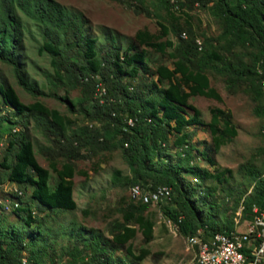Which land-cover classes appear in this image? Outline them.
I'll list each match as a JSON object with an SVG mask.
<instances>
[{
	"label": "trees",
	"instance_id": "1",
	"mask_svg": "<svg viewBox=\"0 0 264 264\" xmlns=\"http://www.w3.org/2000/svg\"><path fill=\"white\" fill-rule=\"evenodd\" d=\"M115 1L146 3L140 10L159 17L158 33L139 29L134 36H126L102 25L103 35L99 37L92 33L90 21L82 11L59 0H0V62L11 67L17 83L33 95L60 98L72 111L81 103L87 116L102 122L101 128L75 126L70 117L40 100L24 102L0 67V141L7 139L1 161L0 187L10 181L21 191L13 192L15 202L11 212L23 223L21 229L15 224L5 227L0 217V264H46L42 259L46 252L36 242L43 222L37 215L39 210L32 204L53 213L77 208L73 178L77 172L76 161L85 158L84 150L92 156L101 150L121 148L131 175L122 177V172L116 171L115 179L124 178L131 186L141 185L146 189H154L159 184L171 186L172 205L166 206L164 213L180 225L181 233L197 240L202 233L214 238L221 233L243 234L232 221L223 220L211 211L217 204L210 197L211 190L198 189V183L187 179L189 173L202 182L222 181L225 169L213 172L195 161L203 156L211 164L215 163L206 149L194 142L195 132L188 127L198 124L209 129L213 147L219 151L238 135L233 112L213 106L211 120L206 121L202 110L190 103L189 98L203 95L223 101L221 93L211 85L210 75L216 72L231 76L229 86L238 79L249 81L255 99L262 96L264 0ZM151 4L165 9V16L153 12ZM197 6L206 7L223 18L228 32L254 33V38L262 45V61L258 66L229 64L225 55L213 45L216 38L205 37L201 42L191 15L187 13L184 24L173 10L174 7L193 10ZM32 51L50 58L52 71H45L49 83L62 85L69 91L82 88L77 102L69 93L47 92L31 75L30 68L38 67ZM103 83L108 91L106 101L96 94V84ZM130 116L137 118L133 126L126 122ZM30 118L38 124L45 121L49 132L56 135L52 145L42 148L56 177L37 158L28 129ZM59 158L64 160L61 167ZM24 190H31V202L23 201ZM196 190L200 192L198 196ZM249 199L242 212L249 211L254 220L264 209V192ZM151 204L134 200L128 203L123 209V220L111 226L112 241L124 245L141 230L144 242L149 243L154 238L155 226L147 215ZM5 207L0 204V209ZM82 229L92 233L98 230ZM30 230L33 235L26 239L25 234ZM199 231L200 234L193 233ZM92 237L95 238L84 239L90 252L82 255L83 249L78 245L68 251L73 256V264H112L107 246L101 242L104 241L102 235L94 233ZM27 250L31 253L25 258ZM127 252L134 260H143L150 249L142 247L137 254L129 244ZM253 258L254 253L247 264H252Z\"/></svg>",
	"mask_w": 264,
	"mask_h": 264
},
{
	"label": "rangeland",
	"instance_id": "2",
	"mask_svg": "<svg viewBox=\"0 0 264 264\" xmlns=\"http://www.w3.org/2000/svg\"><path fill=\"white\" fill-rule=\"evenodd\" d=\"M59 1L82 11L90 21L92 33L99 37L103 35L102 25L126 36H134L139 29H148L155 33L159 31V17L156 15L149 16L147 11L140 10L145 8L146 3L144 5L129 4L115 0ZM151 9L153 12L165 16V9L152 4ZM173 10L180 16V21L184 24L187 13L191 15V22L196 34L200 37V41L204 40L205 37L216 38L217 41H212L213 45L220 53L225 55L229 64L236 67H257L262 61L260 56L262 45L254 38V33L226 31L224 19L214 15L206 7L197 6L193 10L174 7ZM32 58L38 67H31L30 73L41 82L47 92L53 91L59 95L69 93L71 98L77 102V99L82 96L81 87L69 91L62 85H52L45 75L46 70L52 71L50 58L47 55H38L36 51H32ZM165 62L171 64L169 60ZM0 67L15 86L24 102L31 103L40 100L49 108L57 109L62 114L70 117L75 126L94 125L101 128L102 122L87 116L81 103H78L76 110L72 111L67 103L60 98L33 95L17 83L9 65L0 62ZM211 76L212 85L221 92L224 100L218 101L197 96L192 97V102L202 110L203 118L206 121L211 119V107L219 106L230 109L233 112V120L237 126L238 135L233 137L227 144H224L219 151H215L210 131L201 126H192L191 129L195 132L194 140L199 144V148L206 149V152L215 163L211 164L203 156H198L195 161L203 166L202 168L213 172L225 169V175L220 182L215 179L202 182L189 173L187 179L194 184L198 183V189L211 190L212 196L210 197L217 201L216 206H214L215 210L212 209L211 211L219 214V217L223 220L232 221L237 231L244 233L252 222V215L246 210L242 212L243 206L247 204L249 198V200H252L258 194L264 192V87L262 88V96L255 99L256 94L249 81L238 79L235 80L233 86H229L228 82L231 81L229 74L216 72L211 73ZM6 111L5 108L4 112ZM42 120L44 119L42 118ZM41 123L38 124L30 118L28 129L39 162L50 168L49 161L42 148L52 145L56 135L49 132L50 130H48L45 121ZM6 126L9 127L8 124ZM18 129L16 127V130ZM6 142V138L0 141L1 170L3 169L1 161ZM84 153L85 158L76 161L77 172L73 178L75 183L74 197L78 205L75 210L53 213L52 211L48 212V210H40L36 203L32 204L34 209L39 210L37 215L43 222L42 228L44 230L42 229L41 233H37L36 242L37 246L46 252L42 256L45 263L73 264V256L68 251L78 245L79 249H83L82 255L90 252L89 245L85 244L84 239L87 237L93 239L95 238L92 237L94 233H98L102 235L104 240L102 241L100 238L102 244L107 246L112 264H193L200 247L198 244H195L197 247L195 245L190 246V234L181 233L180 228L175 226L176 223L166 216L164 208L172 205L171 201L169 202L166 199L153 202L147 210V215L155 222L154 238L149 243L144 242V235L141 230H138L136 236L124 245L112 241L111 226L115 221L123 220V209L128 203L132 202L130 192L134 186L126 183L124 178L115 179L116 171H121L122 177H125L131 175V169L123 156L121 148L101 150L92 156H89V153H86L85 150ZM175 159H178L177 156ZM59 161L61 167L64 160L59 158ZM50 170L53 177H56V173L51 168ZM16 191L21 193L16 184L10 181L2 184L0 204L9 208L5 207L4 210L1 208L0 217L3 219L5 227L15 224L18 229H21L23 223L19 222L11 212L15 202L13 192ZM22 194L23 201L31 202V190H24ZM195 194L198 196L200 194L199 190H196ZM82 227L98 230L92 233L85 231ZM200 232L193 233L200 234ZM32 235L33 233L30 230L28 234H25V237L30 239ZM129 244H132L137 254H139L142 247L149 248L150 254L143 260H134L127 252ZM24 252L25 258H27L26 255L29 256L31 253L28 250Z\"/></svg>",
	"mask_w": 264,
	"mask_h": 264
},
{
	"label": "built area",
	"instance_id": "3",
	"mask_svg": "<svg viewBox=\"0 0 264 264\" xmlns=\"http://www.w3.org/2000/svg\"><path fill=\"white\" fill-rule=\"evenodd\" d=\"M181 36L186 38L183 33ZM107 93V87L104 83L96 84V94L104 97L105 101ZM136 121L137 118L133 116L126 119L129 126L135 125ZM139 187L136 186L135 194L139 192ZM156 188L158 195H166L167 201L171 200V186L159 184ZM175 226L179 227L180 225L175 224ZM194 242L199 247H203V258L199 260L198 264H247L252 253H260L261 264H264V209L252 220L242 235L232 233L223 238H214L211 234L202 233L199 235V239Z\"/></svg>",
	"mask_w": 264,
	"mask_h": 264
},
{
	"label": "bare ground",
	"instance_id": "4",
	"mask_svg": "<svg viewBox=\"0 0 264 264\" xmlns=\"http://www.w3.org/2000/svg\"><path fill=\"white\" fill-rule=\"evenodd\" d=\"M136 186H140V187H139V192H136V194H135ZM130 194H131V199L132 200H134L136 202L137 201H142V202H145V203L159 202L162 198H164V197L167 198L166 195H158V189L156 187L154 189H146V188L142 187L141 185H135V186H133L131 188ZM226 235H228V234H222L221 233L220 235H218L217 238H223ZM235 235H238V234H235ZM196 240L197 239L194 236H190L189 237L190 246L197 244L196 242H194ZM201 258H203V247L202 248L200 247V250L195 255V260H194V263L193 264H198L199 263V260ZM252 264H261V254L260 253H254V258H253Z\"/></svg>",
	"mask_w": 264,
	"mask_h": 264
},
{
	"label": "crops",
	"instance_id": "5",
	"mask_svg": "<svg viewBox=\"0 0 264 264\" xmlns=\"http://www.w3.org/2000/svg\"><path fill=\"white\" fill-rule=\"evenodd\" d=\"M210 78H211V85H212V76L210 75ZM213 86V85H212ZM215 87V86H214ZM219 91V90H218ZM220 92V91H219ZM221 93V92H220ZM222 95V94H221ZM197 96H203V95H195V96H191L190 98H189V102L190 103H192V104H194L193 102H192V97H197ZM223 96V95H222ZM203 97H206V96H203ZM206 98H209V97H206ZM212 99H214V98H212ZM217 100V99H216ZM224 100V99H223ZM219 101V100H218ZM194 105H196V104H194ZM197 106V105H196ZM198 107V106H197ZM199 108V107H198ZM212 108V107H211ZM210 113H211V111H210ZM202 116H203V112H202ZM211 120V119H210ZM198 127V126H201V127H203V128H205L204 126H202V125H198V124H194V125H190L189 127H188V130H192L191 129V127ZM209 130V129H208ZM195 136V135H194ZM193 140H194V138H193ZM194 142H196L195 140H194ZM74 192H75V190H74Z\"/></svg>",
	"mask_w": 264,
	"mask_h": 264
}]
</instances>
